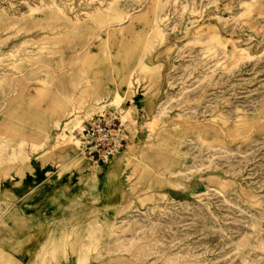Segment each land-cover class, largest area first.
<instances>
[{"label": "rangeland", "instance_id": "rangeland-1", "mask_svg": "<svg viewBox=\"0 0 264 264\" xmlns=\"http://www.w3.org/2000/svg\"><path fill=\"white\" fill-rule=\"evenodd\" d=\"M104 114L114 164L74 139ZM33 164L63 192L5 195ZM0 202L32 264H264V0H0Z\"/></svg>", "mask_w": 264, "mask_h": 264}, {"label": "crops", "instance_id": "crops-1", "mask_svg": "<svg viewBox=\"0 0 264 264\" xmlns=\"http://www.w3.org/2000/svg\"><path fill=\"white\" fill-rule=\"evenodd\" d=\"M117 157L115 158L113 164L115 163ZM127 158H128V155H124L123 158H122V160L120 161L121 162V169L120 170H121V173L123 174V179H124V171L126 169L125 166L128 163L127 162ZM31 170L33 171V173H29V175L32 176V179L25 180V182L23 180H22L23 182L22 181H19L20 188H18L17 190H11V188H10V187H13L14 184L17 181L16 180L9 181V183H8L9 190L7 188L5 189V192H4L5 195L17 198L18 200L16 202H19L20 201V199H21V197H22L23 194H27V195L34 194L33 199H38V196H39L38 195V191H39V189H41V187H45L46 185L47 186H52L54 192H56V193L61 194L63 192L62 189H60V185L56 184L55 180L54 181L53 180H49L50 179V176H49L50 174L48 172H46V170H38L37 171L36 168H35V166H34V164H33V167H32ZM95 171L100 174V178L101 179L98 180V181H96L97 183H100V184H103L105 182V176H103L101 174H103L104 172H112V170H111V168L109 166L98 167V168H93V169L87 167V169L82 170L81 172L83 173V175L88 176V177H91V179H92V174ZM41 178H44V180L41 181V184L38 186L36 184V181L35 180H38V179H41ZM41 197H42L41 203H39L38 200L35 201V202H33V204H34V206L36 208L40 204L43 203V200H44V191L41 192ZM99 203H101L102 205H105V206H107V205L110 206L111 205V204H108V202H103L102 200ZM23 208L21 210V213L18 214L17 217H13V215H8L9 212H10V210L12 211V213L14 211V210L10 209L9 212L7 211V215L5 216V218H3L4 216L2 217L3 219L1 218V221H0V236H1L2 231H3L4 228L5 229H10V231H14L15 232L14 236H15V238H17L16 240L17 241L22 240L26 244V247L25 248H21V250H20V256L16 259L17 262L20 263V264H22L21 261H27L26 264H32L33 263V259H34L33 257L35 255V253L43 250L44 247L47 245V243H48L47 238L48 237L46 239H44L42 236H39L37 238V240H33L32 239V241H31L30 236L27 233H19V236H18L17 227L19 225L20 226L26 225L29 221H33V220L35 221L39 217L42 216V215H40L37 218V215L38 214L33 209H28V208L26 209L25 208V210H23ZM15 211L17 212L18 209H16ZM47 213H49L48 209L44 208L43 209V215H46ZM25 234L28 235V236L26 237V239H23L25 237ZM21 237H23V238H21ZM22 241H20V242H22ZM6 255H9V254L7 252H4V251L1 252V250H0V257L6 256Z\"/></svg>", "mask_w": 264, "mask_h": 264}, {"label": "built area", "instance_id": "built-area-1", "mask_svg": "<svg viewBox=\"0 0 264 264\" xmlns=\"http://www.w3.org/2000/svg\"><path fill=\"white\" fill-rule=\"evenodd\" d=\"M119 128L116 115L105 114L84 121L77 133L80 152L90 161L107 163L115 157Z\"/></svg>", "mask_w": 264, "mask_h": 264}, {"label": "bare ground", "instance_id": "bare-ground-1", "mask_svg": "<svg viewBox=\"0 0 264 264\" xmlns=\"http://www.w3.org/2000/svg\"><path fill=\"white\" fill-rule=\"evenodd\" d=\"M120 101L119 100H115L114 101V104L116 105V106H119L120 105ZM114 105V106H115ZM121 110V109H120ZM105 115V114H104ZM104 115H98V116H104ZM114 115V114H113ZM116 115V114H115ZM117 116V115H116ZM96 117V116H95ZM91 119V118H90ZM89 120V119H88ZM87 121V120H86ZM120 128H121V122H120ZM120 128H119V143H118V145H117V150H116V154H115V158H116V156H117V154L119 153L120 154V152L119 151H121L120 149H121V146H122V140H121V136H120ZM79 132V130L78 131H76L75 132V137H74V139H75V141H76V143H77V151H78V153L80 154V155H82L81 154V152H79V150H78V147H79V145H78V139H77V137H76V135H77V133ZM70 138V137H69ZM83 156V155H82ZM87 159V158H86ZM96 163H99V162H97L96 161ZM101 163V162H100ZM102 164H104V162H102Z\"/></svg>", "mask_w": 264, "mask_h": 264}]
</instances>
